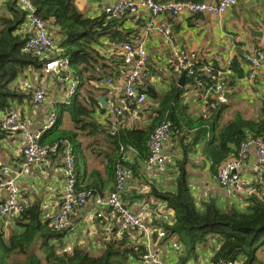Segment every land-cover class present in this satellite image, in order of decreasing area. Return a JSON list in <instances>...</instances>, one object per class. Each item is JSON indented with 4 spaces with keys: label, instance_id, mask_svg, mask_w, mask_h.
Instances as JSON below:
<instances>
[{
    "label": "trees",
    "instance_id": "obj_1",
    "mask_svg": "<svg viewBox=\"0 0 264 264\" xmlns=\"http://www.w3.org/2000/svg\"><path fill=\"white\" fill-rule=\"evenodd\" d=\"M31 2L35 13L47 22L50 35L53 37L51 33L56 31L61 36L58 42L62 49L61 56L68 57L72 75L80 82L79 87L85 80L98 81L102 77L119 75L121 61L118 59L112 61L109 73H100L98 77L87 75L88 72L83 70L84 66L90 68L97 62L99 52L94 45L98 43L99 37L111 32L117 20L107 19L104 14L88 18L76 9L72 0ZM6 3L9 15L0 17V111L9 113L16 102L24 97L29 99L32 93L31 89H28V95L21 93L15 86L18 78L28 69L38 72L40 76L46 72L42 69V59L27 48L32 32L19 31L26 22V11L20 7L18 0H6ZM51 27H54L53 31ZM127 37L111 34V39L116 41L130 40ZM242 63L244 61L240 59L238 48L237 57L230 67L232 71L239 72V76L242 75ZM202 65L206 66L201 60L199 64L193 65L197 75L201 73ZM212 70L217 71L213 67ZM224 78L222 76L224 83L229 84L228 79ZM185 80V85L187 83L198 87L194 76ZM197 80L202 85L199 88L203 90L212 87V82L206 75L200 74ZM184 86L174 78L156 96L147 93L145 105L153 106L148 109V123L142 127L126 126L116 117L97 122L94 112L98 110L104 113L107 109H103L92 94L83 100L77 98V93L70 103L57 105V122L43 132L40 141L43 145L58 143V151H65L69 146L77 162L78 156L83 153L80 132H86V136L92 139L88 147L102 157L104 164L102 169L91 170L86 179L77 175L75 191L87 193L88 196L116 191V172L122 168L126 176L125 187L120 193L122 198L131 177H138L135 175L141 172L147 174L144 162L149 152L150 135L157 125L167 123L169 142H175L180 150V157L171 156L176 171L175 189L167 191L151 184L148 191L152 196L162 199L173 211V223H159L157 227L163 231V237L175 236L182 246L178 250L176 264H186L194 255L195 246L204 244L210 234L220 239L212 262L222 259L232 264H261L256 252L258 247L264 246V196L260 194V185L255 180L262 177L256 176L253 182L254 192L247 196L245 210H238L233 206L220 209L213 201L205 202L201 209H197L185 164L191 152L200 151L209 159L211 171L216 176L222 164L237 155L241 142L251 137H264V113L262 111L261 117L245 118L237 111L226 123L219 124L223 112L229 110L230 106L217 101L211 92L207 102H214L215 108L194 116L190 105L184 100ZM63 114L71 119V129L60 128ZM113 125L115 130L110 129ZM8 133L9 131L0 129V139ZM97 148L102 150L98 151ZM17 220L23 229L7 238L0 228V264H133L132 261L146 260L144 255L148 253L144 246L132 238L136 236V230L123 225L114 234L105 236L100 252L92 254L86 247L78 245H74L69 251H63L62 237L65 229H53L50 219L41 221L30 207H26ZM36 238L41 242L34 249L33 242ZM53 240L55 241L52 242Z\"/></svg>",
    "mask_w": 264,
    "mask_h": 264
},
{
    "label": "crops",
    "instance_id": "obj_2",
    "mask_svg": "<svg viewBox=\"0 0 264 264\" xmlns=\"http://www.w3.org/2000/svg\"><path fill=\"white\" fill-rule=\"evenodd\" d=\"M115 1L72 0L76 9L88 18L98 17L103 13L106 6ZM4 15H9V9L6 0H0V17ZM141 17L143 19L136 22L133 19V14H127L124 18L115 22L110 33L99 37L98 43L94 45L99 52V58L90 68L83 67L84 72H88L87 75L93 74L98 77L100 73L110 72L109 67L113 65L112 61L116 59L112 56L114 49L111 46V43L116 40L111 39V34L116 33L117 37L128 36L127 38L131 39L134 34L143 32L148 14L141 11ZM156 19L170 24L175 45L185 52L196 53L199 61L201 60L206 65L222 72L224 79H228L227 88L232 91V94L228 95L225 100L222 99L224 103L230 106L227 112L228 119L233 117L237 111L245 118L259 117L257 111L262 109V102L264 101V71H258L255 78L251 79L250 82L246 77L249 68L245 63L241 64L243 66L241 76H239V72L232 71L230 65L233 59L237 57L238 48L240 52H252L255 49L264 51V34L261 39L250 37L245 28L252 25L255 29L264 33V0H239L222 15L210 13L193 16L159 14ZM51 28V31H53L54 27ZM32 30L29 23L24 22L19 31L31 33ZM51 34L59 42L61 36L56 31ZM144 44L150 61V73L152 72L149 86L156 93H160L169 86L172 79L177 78L179 81L182 72L173 69L171 46L155 30L148 33ZM44 75L40 76L38 72L28 69L18 78L15 85L21 90V93L27 95L28 89H31L32 92L37 85L44 89L46 98L43 102L36 103L33 100L32 93H30L29 99L24 97L12 107V110L19 114L22 122L31 130L40 129L46 123L48 114L55 109V101H60L58 105L67 101L65 99V85L59 83L51 74ZM118 76L113 78L116 87L122 83ZM47 78L49 81H44ZM73 78L77 79L74 76ZM185 79H188V76ZM185 79L182 82L183 86L185 85ZM78 83L80 82L78 81ZM80 86L78 85V97H76L83 100H86L92 94L96 100L98 96L104 97L106 102V98L109 97L111 92L96 80L88 82L85 80ZM184 89V100L190 105L194 116L203 114L208 109L206 107L208 97L211 96L213 91L209 92L187 83ZM213 94V97L217 100L219 96L214 92ZM70 101H72V98ZM99 105L101 104L99 103ZM4 115L6 113L0 111V118ZM141 115L135 126L142 127L148 123L149 113ZM63 116L64 128L69 126L71 128L73 125H70L71 119L65 121ZM66 116L65 114L64 117ZM94 116L97 122L114 117L108 110L104 113L96 110ZM24 140L22 131L9 132L4 138H1L0 164H7L14 171H19L23 161L22 147ZM80 140L83 153L78 156L76 172L79 178L84 176L83 178L86 179L91 170L102 169L104 162L99 154L94 153L92 148L88 147L92 139L86 136V132H80ZM97 150L101 151L102 148H97ZM165 150L171 156L180 157L177 144L169 142V138ZM210 166L209 159L202 155L200 151L191 152L185 164L196 208L201 209L203 203L213 201L220 209L233 206L238 210H245L248 203L247 196L254 192L253 182L256 176L260 175L264 178V170L260 172L254 168V154L250 153L248 160L240 169V181L237 185L222 186L217 180V175L214 176L212 173ZM146 172L147 174L141 172L139 175H135L138 177H131L122 196L126 206L146 225L151 227V231L148 233L135 231L136 236H132V238H135L136 243L144 246L148 252L160 258L164 264H176L178 250H181L182 246L176 241L175 236H159L161 230L157 227L159 223L172 224L173 211L167 207L162 199L152 196L148 191L151 184L167 191H173L175 189L176 171L172 162L163 173L157 171ZM66 177L62 151L45 155L43 159L33 163L27 173L16 175L20 195L28 199L27 207L32 208L34 215L39 217L41 221L49 219L61 206ZM5 195L6 191L0 188V202ZM97 213H101V216H97ZM18 216L20 214L0 218V228H2L6 238L23 229L17 220ZM121 225L120 217L115 211L108 207L98 206L91 199H88L82 208L74 209L69 215L68 225L63 231L62 242L65 247L69 246L71 248L78 245L86 247L92 254H98L102 249L105 236L114 234V231ZM218 238L213 234L207 235V241L204 244L199 243L195 246L194 255L189 258L186 264H211L212 256L220 240ZM40 242L41 240L36 238L33 242V248L37 249ZM174 242L177 243L178 247L174 248L172 246ZM257 253L259 254L257 255L259 261L264 264V246L258 247ZM132 262L133 264H153L150 260Z\"/></svg>",
    "mask_w": 264,
    "mask_h": 264
},
{
    "label": "built area",
    "instance_id": "obj_3",
    "mask_svg": "<svg viewBox=\"0 0 264 264\" xmlns=\"http://www.w3.org/2000/svg\"><path fill=\"white\" fill-rule=\"evenodd\" d=\"M239 0H216V1H174V0H116L106 6L103 13L107 19L120 20L127 14H133L134 21L142 20L141 11L148 14V19L144 25L143 32L133 35L130 40L113 41V57L120 60L119 78L122 80L120 86H114L115 77H102L97 82L104 88L109 89V97L106 98L107 110L112 116L121 120L126 126H134L142 114L148 94L146 87L151 81L150 61L145 47V39L151 30L159 33L171 46L173 56V69L177 72H185L188 77L196 79L197 86H202L197 80L200 74L206 75L212 87L207 91H213L219 96L218 101H223L221 91L225 85L222 79V72L213 71L209 65L200 67L201 73L196 74L193 65L199 64L198 57L194 52H185L173 43L172 30L169 23L156 19L159 14H170L172 16L184 15L193 16L201 13L222 15L230 6ZM18 4L26 11V22L33 31L27 41V48L42 59V69L46 74L55 72L56 80L65 85V99L62 103H70V99L76 95L78 80L73 78L69 67L67 56H61L62 49L58 42L50 35L47 22L35 13V7L31 0H18ZM238 39V38H237ZM240 59L248 66L246 74L251 82L258 71H264V51L255 49L252 52L241 51ZM212 89V90H210ZM32 97L36 103L45 100L44 89L37 85L32 90ZM56 106L60 101H55ZM61 103V104H62ZM50 111L46 123L37 130H31L26 126L16 111L6 113L0 118V129L9 132L22 131L24 134V144L22 147L23 161L19 171H14L7 164H0V188L6 191L4 199L0 202V218L8 215H19L28 206V199L20 195V190L16 183V175L27 173L33 163L40 161L47 154L58 152V143L43 145L40 141L43 132L57 122L58 112L56 107ZM209 109L215 108L214 102L206 105ZM264 113V106L262 107ZM115 125L111 130H115ZM169 138V127L167 123H161L155 127L148 141V156L144 162V170L148 172L163 173L172 163L171 155L165 150V144ZM66 167V180L63 190V202L59 209L53 213L49 219L53 229L63 231L68 225L69 215L76 208H82L88 199L96 205L111 208L120 217L124 227L134 228L137 232L148 233L151 227L146 225L137 215H135L123 202L120 193L125 187L126 176L122 168L116 172V191L105 195L96 194L88 196L87 193L75 191L77 183L76 162L69 149L62 151ZM250 153L255 156V169L264 170V137L248 138L239 144L237 155L228 159L220 167L217 180L222 186L237 185L240 181L239 171L248 160ZM260 185V194L264 196V179H256ZM101 216V213H97ZM121 232H119L120 234ZM163 231H159V236H163ZM174 248L177 243H172ZM63 251H69L70 247H63ZM144 259L150 260L153 264H164L156 255L148 252ZM211 264H232L221 260L211 262Z\"/></svg>",
    "mask_w": 264,
    "mask_h": 264
},
{
    "label": "water",
    "instance_id": "obj_4",
    "mask_svg": "<svg viewBox=\"0 0 264 264\" xmlns=\"http://www.w3.org/2000/svg\"><path fill=\"white\" fill-rule=\"evenodd\" d=\"M91 26V25H90ZM250 35V37H257L258 39H261L263 37V31H260V30H257L255 29L252 25H248L245 27ZM51 75H53L55 78L57 76V74L55 72H49ZM186 75H185V72H182L181 75H180V78H179V81L178 83L180 85H182V82L184 81ZM227 84H225L223 86V89L221 91V96H222V99L225 100L227 98L228 95L232 94V91H229L228 88H227ZM148 87V86H147ZM147 87H146V92L149 94V95H152V96H156V92L155 90L151 87L148 91H147ZM97 100L98 102L101 104L102 108L103 109H107V105H106V102H105V98L102 97V96H98L97 97ZM258 113V116L261 117L263 116V113H262V110L259 109L257 111Z\"/></svg>",
    "mask_w": 264,
    "mask_h": 264
},
{
    "label": "rangeland",
    "instance_id": "obj_5",
    "mask_svg": "<svg viewBox=\"0 0 264 264\" xmlns=\"http://www.w3.org/2000/svg\"><path fill=\"white\" fill-rule=\"evenodd\" d=\"M43 76H45V75H43ZM46 78V77H45ZM44 81H49V79L47 78V80H44ZM151 88V86H148L147 87V91L149 90ZM151 106H153V105H145L144 107H143V113L142 114H147V113H149L148 112V109H150V107ZM237 109H239V108H237ZM147 110V111H146ZM227 112H228V110L223 114V116H222V118H221V122H220V124H224V123H226L229 119H228V116H227ZM67 115V114H66ZM64 116H65V114H64ZM63 116V118H65V121L68 119V120H70V118H69V116L67 115L66 117H64ZM142 116V115H141ZM138 121V120H137ZM73 123L71 122V124L70 125H72ZM72 127H73V125H72ZM71 127V128H72ZM60 128L61 129H65V130H67V129H71L70 128V126L68 127V128H64V124L62 123L61 124V126H60ZM257 255H259L258 253H257Z\"/></svg>",
    "mask_w": 264,
    "mask_h": 264
}]
</instances>
